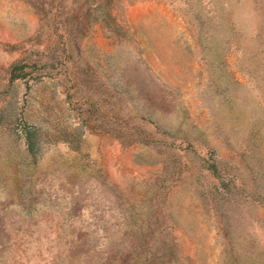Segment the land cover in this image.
Segmentation results:
<instances>
[{
  "label": "rangeland",
  "instance_id": "rangeland-1",
  "mask_svg": "<svg viewBox=\"0 0 264 264\" xmlns=\"http://www.w3.org/2000/svg\"><path fill=\"white\" fill-rule=\"evenodd\" d=\"M0 264H264V0H0Z\"/></svg>",
  "mask_w": 264,
  "mask_h": 264
}]
</instances>
